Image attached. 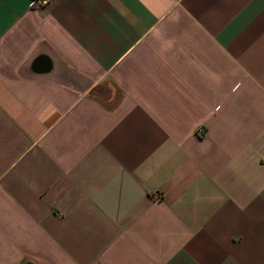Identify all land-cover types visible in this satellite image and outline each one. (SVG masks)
<instances>
[{"label": "crops", "instance_id": "obj_1", "mask_svg": "<svg viewBox=\"0 0 264 264\" xmlns=\"http://www.w3.org/2000/svg\"><path fill=\"white\" fill-rule=\"evenodd\" d=\"M28 263L264 264V0H0V264Z\"/></svg>", "mask_w": 264, "mask_h": 264}, {"label": "built area", "instance_id": "obj_2", "mask_svg": "<svg viewBox=\"0 0 264 264\" xmlns=\"http://www.w3.org/2000/svg\"><path fill=\"white\" fill-rule=\"evenodd\" d=\"M50 0H40V5L44 6L47 5L49 3Z\"/></svg>", "mask_w": 264, "mask_h": 264}, {"label": "rangeland", "instance_id": "obj_3", "mask_svg": "<svg viewBox=\"0 0 264 264\" xmlns=\"http://www.w3.org/2000/svg\"><path fill=\"white\" fill-rule=\"evenodd\" d=\"M158 196H161V195H158Z\"/></svg>", "mask_w": 264, "mask_h": 264}, {"label": "water", "instance_id": "obj_4", "mask_svg": "<svg viewBox=\"0 0 264 264\" xmlns=\"http://www.w3.org/2000/svg\"><path fill=\"white\" fill-rule=\"evenodd\" d=\"M29 264V263H28Z\"/></svg>", "mask_w": 264, "mask_h": 264}]
</instances>
